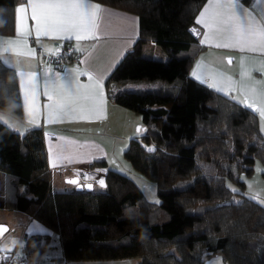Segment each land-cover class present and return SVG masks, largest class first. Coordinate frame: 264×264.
Masks as SVG:
<instances>
[{
  "label": "trees",
  "instance_id": "trees-1",
  "mask_svg": "<svg viewBox=\"0 0 264 264\" xmlns=\"http://www.w3.org/2000/svg\"><path fill=\"white\" fill-rule=\"evenodd\" d=\"M20 1L0 0V35L15 33ZM92 1L139 19V39L105 89L110 102L142 119L145 133L130 141L124 159L155 184L158 202L111 169L103 190L55 192L43 130L20 133L0 120V210L51 230L68 262L207 264L217 256L223 264H264V205L245 194L243 179L259 162L264 180L259 115L190 75L204 51L190 30L207 0ZM149 44L168 60L146 56ZM78 58L74 51L62 69ZM0 109L23 117L17 71L1 58ZM21 242L27 257L42 260L51 236Z\"/></svg>",
  "mask_w": 264,
  "mask_h": 264
},
{
  "label": "crops",
  "instance_id": "crops-1",
  "mask_svg": "<svg viewBox=\"0 0 264 264\" xmlns=\"http://www.w3.org/2000/svg\"><path fill=\"white\" fill-rule=\"evenodd\" d=\"M229 2L230 0H207L197 15L194 30L199 34L197 38L204 47V51L197 58L190 75L199 83L232 97L247 107L251 105L249 108H253L259 115L260 130L264 136V116L260 113V110L264 109V51L259 49L252 51L247 48L241 50L239 46L217 47L218 44L227 41L218 35L213 36L208 27L198 23L202 14L207 20L216 11L214 7L209 8L210 4ZM236 2L239 5L235 9L236 15L244 26L248 24H252L253 27L264 26V0H250L249 3L245 0H236ZM85 3L100 6L97 39L77 42L57 39L55 35H41L37 40L35 24L30 18L29 0H21L15 9V33L12 36L0 35V58L17 71L23 108L22 118L12 112L5 114L1 112L4 110L0 109V120L5 124L10 121L11 125L8 126L20 133L35 127L43 130L47 164L55 192L73 190L74 187L66 180L75 176L79 177L83 183L94 184L96 189H105L106 183L100 186L99 180L105 181L108 169L118 172L130 171L132 166H128L123 154L133 138L145 133L141 117L110 102L105 89L107 79L139 39V19L134 14L92 0H85ZM21 6L27 9L23 19L17 12ZM206 8H209L208 13L204 11ZM24 27L32 34L23 37L21 29ZM216 27L213 25L212 31ZM206 37H208L207 40ZM10 41L13 43H9ZM66 43L73 47L79 58L77 61L66 64L61 71H57L53 65L43 62L37 56V50L45 56L56 54ZM147 48L149 50H146V53H149L152 58H157L160 54L165 58L169 56L155 44H149ZM31 49L35 50L34 54L30 51ZM72 69L87 73L79 77L81 84H91L97 79L101 81L104 103L97 114L84 119L76 114H69L50 120L48 105L52 101L44 95L45 80L50 86L58 82L68 83L74 75L70 71ZM193 72L200 76L199 80L193 77ZM20 73L36 74L35 82L38 88L36 89L35 108L37 114L34 123L30 109L23 105L24 88L21 85L22 83L27 84V78L22 80ZM57 73L63 78L62 81H57ZM89 76L93 78L91 81ZM226 79H230L231 86L225 91H219L210 86L214 81L219 82ZM49 93L52 94L51 87ZM95 161H105L106 167L93 168L92 164ZM3 213L8 214L0 213V224L8 225L10 233L0 242V260L4 253L15 249L24 235L40 234L51 236L50 249L43 256V264H136L135 260L130 259L95 262L65 261L62 259L59 241L51 230L26 214L10 211ZM208 264H223V262L220 257H217Z\"/></svg>",
  "mask_w": 264,
  "mask_h": 264
},
{
  "label": "snow or ice",
  "instance_id": "snow-or-ice-1",
  "mask_svg": "<svg viewBox=\"0 0 264 264\" xmlns=\"http://www.w3.org/2000/svg\"><path fill=\"white\" fill-rule=\"evenodd\" d=\"M31 7L30 18L35 24V36L37 40L41 35L49 36L55 35L57 39L75 40L77 42L86 39H97L98 11L100 6L85 3V0H29ZM239 5L236 0H230L227 4L216 3L210 4L209 8H215L216 11L212 13L207 20L202 18L198 23L204 24L210 29L213 36H220L227 42L218 44L217 47H235L239 46L241 50L247 48L255 51L257 49L264 51V26L253 27L252 24L244 26L236 15L235 9ZM206 8L205 13L209 12ZM227 9V11H225ZM21 14V18L25 17L27 9L21 6L17 9ZM213 25L217 27L213 30ZM32 33L26 27L21 29V35L26 37ZM206 40L208 37L205 38ZM9 43H13L10 41ZM9 51V49H5ZM33 54L34 49L30 50ZM74 75L70 78V82H58L49 85L45 80L44 95L49 101L48 105L49 119L58 116L69 114H76L79 118L84 119L88 116L95 115L100 110L104 103L103 86L99 79L91 84H81L79 77L87 75L86 72H81L79 69L70 70ZM47 75V74H46ZM193 77L200 79L197 73H192ZM22 80L27 78V84L22 83L24 88L23 105L30 109L32 122L36 118V89L38 88L36 81V74L20 73ZM91 81L93 78L88 77ZM57 81H62L63 78L56 74ZM211 87L217 88L219 91H225L231 86L230 79L223 81H214ZM51 87L52 94L49 93ZM251 107V105H248ZM264 116V109L260 110ZM139 131V129H138ZM69 183L78 184V180H70ZM99 185L104 186L105 181L99 180ZM91 188V185H88ZM4 229L0 228V232Z\"/></svg>",
  "mask_w": 264,
  "mask_h": 264
},
{
  "label": "rangeland",
  "instance_id": "rangeland-1",
  "mask_svg": "<svg viewBox=\"0 0 264 264\" xmlns=\"http://www.w3.org/2000/svg\"><path fill=\"white\" fill-rule=\"evenodd\" d=\"M146 50H149V49L148 48L145 49V55H148L151 57V55L149 53H146ZM161 52H163V51H161ZM153 59H155L156 61H167L168 60L162 54H160L157 58H153ZM1 112H5V114H11V113H9V111H1ZM6 123H7L6 125H11L10 121H8ZM140 124H141V121H140ZM123 157H124V154H123ZM129 165L130 164L128 163V166ZM130 168H131L130 171H128V170H121V171L119 170V171L121 173H124V175H127L128 177H130L132 180H134L137 183V185L140 187V189L145 194L148 201L158 202L155 184L152 183L150 180H148L141 173L137 172L133 167H130ZM262 171H263V167L260 165L259 162H257V164L255 166L254 174L251 177H246V178L244 177L243 179L246 183L245 194L247 196L253 198L257 202L261 203L262 205H264V180L262 179V176H261ZM75 177H77V176H75ZM79 180H80V178H79ZM3 212H6V211L0 210L1 214H3V215L8 214V213H3ZM216 258H217V256L207 257V264L212 260H216Z\"/></svg>",
  "mask_w": 264,
  "mask_h": 264
},
{
  "label": "built area",
  "instance_id": "built-area-1",
  "mask_svg": "<svg viewBox=\"0 0 264 264\" xmlns=\"http://www.w3.org/2000/svg\"><path fill=\"white\" fill-rule=\"evenodd\" d=\"M194 37H198V33L191 28ZM74 52L71 45H64L56 54L45 56L40 50H37V56L43 62L53 65L57 71L62 70V62L68 59V56ZM78 59H75L77 61ZM24 244L21 242L19 246L11 252H6L0 260V264H43V260L31 259L23 253Z\"/></svg>",
  "mask_w": 264,
  "mask_h": 264
},
{
  "label": "water",
  "instance_id": "water-1",
  "mask_svg": "<svg viewBox=\"0 0 264 264\" xmlns=\"http://www.w3.org/2000/svg\"><path fill=\"white\" fill-rule=\"evenodd\" d=\"M78 180V184H73V183H69L70 180ZM67 183H69L70 185H72L74 187V189L78 192L81 191H88V192H92L95 189L94 184L92 183H82L78 177H72L66 180ZM91 185V188L88 187V185ZM0 228L4 229L2 232H0V242L3 241V239L9 234L10 232V227L6 224H0Z\"/></svg>",
  "mask_w": 264,
  "mask_h": 264
}]
</instances>
